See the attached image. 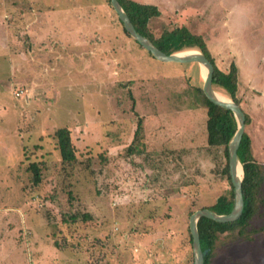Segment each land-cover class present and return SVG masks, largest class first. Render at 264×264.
<instances>
[{
    "label": "rangeland",
    "instance_id": "374dc122",
    "mask_svg": "<svg viewBox=\"0 0 264 264\" xmlns=\"http://www.w3.org/2000/svg\"><path fill=\"white\" fill-rule=\"evenodd\" d=\"M136 1L166 4L155 36L186 25L220 69L238 65L264 165V0ZM203 70L148 53L108 0H0V264H194L190 215L232 188L206 110L192 107ZM63 126L74 163L58 149ZM258 204L247 238L220 233L211 264H264Z\"/></svg>",
    "mask_w": 264,
    "mask_h": 264
},
{
    "label": "trees",
    "instance_id": "16d2710c",
    "mask_svg": "<svg viewBox=\"0 0 264 264\" xmlns=\"http://www.w3.org/2000/svg\"><path fill=\"white\" fill-rule=\"evenodd\" d=\"M119 1L131 18L136 29L141 34L151 39L153 43L164 52L171 54L187 49H200L214 64V88L217 89L218 87L219 89H223L225 93H227L233 100L240 104L238 97L239 69L235 62L231 63L228 71L220 69L216 65L204 37L200 34L192 32L186 25L176 26L171 30L166 29L160 36H155L150 31L149 22L152 18L161 15V10L156 4L143 3L136 0ZM108 2L110 5H112L110 0H108ZM118 19L123 25L121 19L119 17ZM123 28L124 31L130 35L125 29L124 25ZM138 44L140 47H142L140 43ZM148 53L150 52L148 51ZM194 91L197 101H195L192 107L205 108L207 114L206 132L208 147H224L226 164L222 172L227 175L232 187L229 195H220L216 202L209 208L220 214L229 213L234 205V186L229 173L228 145L237 130V121L232 110L219 106L210 101L205 95L202 86L196 85L194 87ZM249 122L250 117L248 114H246V124ZM140 125L141 123L139 126ZM139 131L140 130H137V133ZM55 137L57 139L58 149L60 151L62 161L64 163L76 162L77 154L75 145L72 141L70 129L66 126L59 127L55 132ZM251 144V138L247 135V133H244L238 150V155L244 169L243 194L245 206L242 216L233 222H218L206 217H203L198 221L201 245L205 258L204 264H211L212 258L214 256L213 250L215 241L220 237V233L223 231L228 230L231 232L237 229L239 235L245 236L247 238L246 231L249 222L259 207V200L264 197V194L262 195V187L264 185V165L256 161L254 158ZM29 168L33 172L34 184H38L42 179L41 167L39 166L38 162H31ZM78 216V214H74L71 216V219L75 221L78 219Z\"/></svg>",
    "mask_w": 264,
    "mask_h": 264
},
{
    "label": "water",
    "instance_id": "95a60500",
    "mask_svg": "<svg viewBox=\"0 0 264 264\" xmlns=\"http://www.w3.org/2000/svg\"><path fill=\"white\" fill-rule=\"evenodd\" d=\"M114 11L117 13L118 17L121 19L125 29L129 34L142 45V47L149 51L158 60L165 62H179V63H189L196 62L199 63L206 70L204 75L203 91L205 95L213 103L222 106L224 108L233 111L234 116L237 121V130L232 137L229 145V173L231 176V181L234 186V205L229 213H217L210 208L197 209L190 215L189 228L192 236V245L194 252V264H204L205 258L201 245V238L198 229V221L203 218H209L218 222H233L239 219L244 211L245 200L243 194V179H244V169L243 164L240 161L238 150L245 133L246 127V113L239 103L231 98L223 99L219 97V91H217L213 86V74H214V64L212 61L202 52L196 49L191 50V52H175L168 54L160 49L157 45L153 43L151 39L147 36L141 34L135 27L131 18L123 8L119 0H110ZM187 52V51H186Z\"/></svg>",
    "mask_w": 264,
    "mask_h": 264
},
{
    "label": "bare ground",
    "instance_id": "6f19581e",
    "mask_svg": "<svg viewBox=\"0 0 264 264\" xmlns=\"http://www.w3.org/2000/svg\"><path fill=\"white\" fill-rule=\"evenodd\" d=\"M191 50H193V49H187V50H183V51H180V52L188 53V52H191ZM186 51H187V52H186ZM203 72H204V74H205L206 70L204 69ZM219 97H220V98H223V99H227V96H225V95H224L223 93H221V92H219Z\"/></svg>",
    "mask_w": 264,
    "mask_h": 264
},
{
    "label": "crops",
    "instance_id": "0c3cea01",
    "mask_svg": "<svg viewBox=\"0 0 264 264\" xmlns=\"http://www.w3.org/2000/svg\"><path fill=\"white\" fill-rule=\"evenodd\" d=\"M144 3V2H143ZM151 4H156L159 6L160 10H161V13L164 14L165 13V10L166 8H164V6H166V4H164L163 6L157 4V3H151ZM169 13H172V11H169ZM108 261V260H107ZM105 264H111L110 262H106Z\"/></svg>",
    "mask_w": 264,
    "mask_h": 264
}]
</instances>
